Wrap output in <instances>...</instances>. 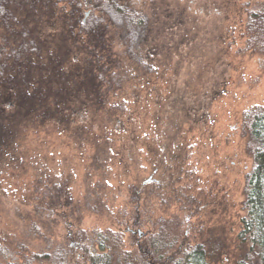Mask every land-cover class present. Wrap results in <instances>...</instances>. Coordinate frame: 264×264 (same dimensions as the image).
Here are the masks:
<instances>
[{
  "label": "trees",
  "instance_id": "obj_1",
  "mask_svg": "<svg viewBox=\"0 0 264 264\" xmlns=\"http://www.w3.org/2000/svg\"><path fill=\"white\" fill-rule=\"evenodd\" d=\"M55 10L44 7V14ZM79 10L76 5V15ZM92 15L90 36L79 34L70 39L80 55L68 49L67 39L54 46L43 43L44 51L32 41L22 50L20 39H13L16 45L11 54L0 57V210L6 216L11 209L14 216L19 212L25 227L22 240L45 249L30 251L23 241L6 247L0 232V249L6 258L1 264H164L166 260L170 264H214L203 243L183 246L177 217L159 218L155 230L145 234L143 251L127 246L132 238L122 228L107 227L94 236L78 229L79 204L65 173L78 154L83 155L82 144L97 152L90 156L91 168L106 166L108 159L109 167L117 168L116 176L127 178L122 171L141 160L133 151L135 140L140 135H158V122L166 124L157 105L163 101L173 71L178 74L175 67L151 65L149 53H141L140 45L150 36V29L147 16L136 7L106 2ZM4 99L12 101L10 108ZM246 117L259 165L247 176V215L240 231L246 248L240 264H264V107L250 109ZM95 190L93 186L90 195ZM142 196L133 195L136 210L129 205L116 218L121 225L128 220L132 227L144 223L138 214ZM55 227L72 231L59 242L53 237ZM82 242L86 263L76 251Z\"/></svg>",
  "mask_w": 264,
  "mask_h": 264
},
{
  "label": "rangeland",
  "instance_id": "obj_2",
  "mask_svg": "<svg viewBox=\"0 0 264 264\" xmlns=\"http://www.w3.org/2000/svg\"><path fill=\"white\" fill-rule=\"evenodd\" d=\"M126 1L148 18L150 36L141 43V53H149L155 67L178 69V74L172 70L157 105L166 124L159 121L161 132L151 136L162 139L153 151L168 161L169 176L162 189L142 196L138 214L144 223L136 226L150 233L159 218L177 217L183 246L203 243L214 264H240L246 248L240 231L247 215V174L257 150L244 121L247 111L264 107V0ZM82 148L83 155L65 173L79 204L78 229L92 236L107 227L125 231L130 220L121 225L116 218L129 205L136 210L130 190L151 172L148 152H136L141 160L122 171L124 180L108 159L106 166L91 168L90 156L97 152L85 143ZM93 186L96 194L90 195ZM25 209L19 204L20 211ZM13 213L0 210L1 241L11 248L23 241L25 228L20 213ZM69 229L55 227L54 239L64 241ZM126 234L132 238L127 246L143 249L145 237L138 242L137 233ZM23 243L33 252L44 249L34 241ZM81 244L85 255L86 244ZM3 259L0 249V264Z\"/></svg>",
  "mask_w": 264,
  "mask_h": 264
},
{
  "label": "flooded vegetation",
  "instance_id": "obj_3",
  "mask_svg": "<svg viewBox=\"0 0 264 264\" xmlns=\"http://www.w3.org/2000/svg\"><path fill=\"white\" fill-rule=\"evenodd\" d=\"M106 2L114 4L116 7H123V5L129 4L126 0H0V57H6L11 54L13 45H16L13 44V39H20L19 44L24 45L22 50H27L28 46L33 42L41 51L46 50L43 45L47 44L46 42L48 41L54 46L58 45L59 40L67 39L68 49L74 52L75 44L70 39H74L79 34H83L86 38L90 36L92 14L99 6H103ZM76 5L80 9L77 11V15L75 14ZM44 7H53L56 10L46 16L44 14ZM74 54L80 55L81 52H74ZM5 91L3 89V92ZM1 92L2 90L0 89V94ZM3 95L6 96L5 93ZM4 101L6 102V99ZM6 105L10 108L12 101L10 99L7 100ZM245 118L247 117L245 116ZM246 122L248 123V118L245 119L244 124ZM152 135L149 134L145 138L140 135L135 140L133 151L136 153L138 150L145 148L148 152L149 161H152V167L149 176L134 190L133 195H150L152 192L159 191L164 186L163 183L164 181L166 182V177L169 176L165 175L169 173L168 168L170 167L166 166L164 169L162 168V165L168 161L154 155L153 147L157 140L151 139ZM145 140L147 142H144ZM254 159V166L247 176L259 165L257 150L255 151ZM145 188L149 189L150 192L144 193ZM134 226L132 227L128 224L126 230L133 234L137 233L139 242L145 237L147 232L141 229V227L136 226L135 228ZM139 231H142V236H139ZM79 248L76 245L78 255L82 256L86 263L87 259H85L84 253ZM140 250L143 251L141 247Z\"/></svg>",
  "mask_w": 264,
  "mask_h": 264
},
{
  "label": "water",
  "instance_id": "obj_4",
  "mask_svg": "<svg viewBox=\"0 0 264 264\" xmlns=\"http://www.w3.org/2000/svg\"><path fill=\"white\" fill-rule=\"evenodd\" d=\"M138 233H139V236H142V231H139Z\"/></svg>",
  "mask_w": 264,
  "mask_h": 264
}]
</instances>
